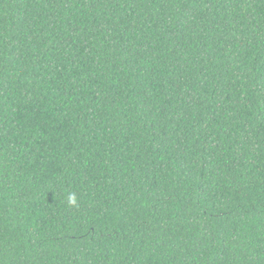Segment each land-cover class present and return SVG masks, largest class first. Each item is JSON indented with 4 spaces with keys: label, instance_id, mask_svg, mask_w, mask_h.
<instances>
[{
    "label": "trees",
    "instance_id": "trees-1",
    "mask_svg": "<svg viewBox=\"0 0 264 264\" xmlns=\"http://www.w3.org/2000/svg\"><path fill=\"white\" fill-rule=\"evenodd\" d=\"M0 264H264V0H0Z\"/></svg>",
    "mask_w": 264,
    "mask_h": 264
},
{
    "label": "clouds",
    "instance_id": "clouds-1",
    "mask_svg": "<svg viewBox=\"0 0 264 264\" xmlns=\"http://www.w3.org/2000/svg\"><path fill=\"white\" fill-rule=\"evenodd\" d=\"M67 205L69 207H78L77 198L74 193H70L67 197Z\"/></svg>",
    "mask_w": 264,
    "mask_h": 264
}]
</instances>
